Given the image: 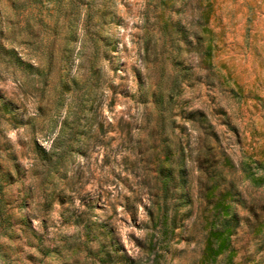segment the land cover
I'll return each mask as SVG.
<instances>
[{
  "label": "rangeland",
  "instance_id": "rangeland-1",
  "mask_svg": "<svg viewBox=\"0 0 264 264\" xmlns=\"http://www.w3.org/2000/svg\"><path fill=\"white\" fill-rule=\"evenodd\" d=\"M228 189L264 264V0H0V264H200Z\"/></svg>",
  "mask_w": 264,
  "mask_h": 264
},
{
  "label": "trees",
  "instance_id": "trees-1",
  "mask_svg": "<svg viewBox=\"0 0 264 264\" xmlns=\"http://www.w3.org/2000/svg\"><path fill=\"white\" fill-rule=\"evenodd\" d=\"M157 172L158 176H163L168 179L173 177L172 166H169L166 170L158 168ZM177 173L180 176L182 183H184L187 173L185 164H182V166L178 168ZM213 174L217 175L216 172H213ZM212 189H217L216 184ZM207 192L208 204H211V198L209 197L211 190H208ZM229 192V189L226 191H219L217 197L211 204L209 214L203 215L206 234L200 264H215L218 257L229 247L232 226L237 222L236 215L228 211L229 205L227 204L226 196ZM158 220H160L162 225L161 232L166 235L169 231L167 218L163 215L162 218L159 217Z\"/></svg>",
  "mask_w": 264,
  "mask_h": 264
}]
</instances>
